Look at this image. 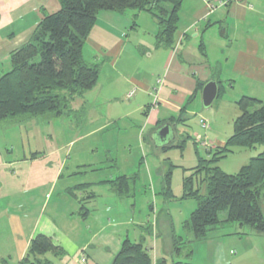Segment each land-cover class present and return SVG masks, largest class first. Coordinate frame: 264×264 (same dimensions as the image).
Wrapping results in <instances>:
<instances>
[{
    "label": "crops",
    "instance_id": "0c3cea01",
    "mask_svg": "<svg viewBox=\"0 0 264 264\" xmlns=\"http://www.w3.org/2000/svg\"><path fill=\"white\" fill-rule=\"evenodd\" d=\"M59 8V0H0V60L24 44L45 15L53 14ZM144 13L133 10L123 13L100 11L82 53L87 62L100 65L95 90L101 87L100 75L108 65L111 72L108 74V87L118 92L114 95L115 100L118 96L122 98L133 95L134 89H128L131 83L141 86L151 95L144 78L127 72L130 51L133 58H136L137 52L143 64L149 68H153L154 63L162 59L158 72L164 74L163 86H160L162 79H157V87H153L156 101L152 105L146 104L143 110L144 123L150 129L167 127L166 137L156 149L166 152L179 145L173 141L174 125L182 119L188 105L201 96L203 85L211 81L209 57L214 47L221 55H225L226 62H230L232 74L255 82V98L264 103V0H182L171 47L156 46L157 30L152 44L138 36L129 37L130 34L136 35V31L145 22ZM151 21L153 32L156 22L153 18ZM200 45L204 47V54L199 49ZM158 80L161 82L158 83ZM214 81L220 88L217 93L219 97L220 80L217 77ZM83 103V99H79L72 109L82 108ZM160 107L164 113H176L177 117L172 114L161 116ZM85 112L95 114L89 107L85 108ZM127 115L125 113L123 118ZM118 121L119 118L97 124L95 132L116 128ZM15 124L19 125L20 138L23 136L21 157L9 155L13 153V148H3L4 143L0 141V264H19L30 240L38 234L51 237L53 244L63 249L62 255L47 253L43 256L54 264H74V259L80 253L87 258L86 264H110L125 237L122 240L118 238L117 243H114V238L110 237L112 234L104 233L101 236L97 222L96 226L86 222L90 215V208L86 205L95 201L97 195L93 190H88L98 183L108 185L107 189L120 197L108 183L120 175H108L109 178L97 181L78 179L70 183L71 177L82 176L79 174L83 173L80 166L86 164L78 165V170L67 174V153L74 142L84 136L79 135L63 143L58 142L57 135L47 133L35 118L9 126ZM46 126L54 129L52 125ZM226 140L216 137L209 144L208 153L223 145ZM263 149L264 146H261L253 151L258 153ZM4 151L8 152V156ZM109 159L116 167V159L111 156ZM89 170L98 169L91 166ZM260 206L264 213V201L260 202ZM104 208L106 212H111L113 205L105 203ZM150 209L154 211V206L151 205ZM220 213L221 223L213 227L205 239L192 244L189 261L193 264H264V231L255 232L225 221L226 212ZM113 219V216L108 218V224H119ZM186 219H181V228ZM138 227L142 229L141 224ZM171 227V224L167 225V231L171 232ZM152 228L151 224L147 229L152 239L150 244L140 242L148 249L154 263L165 258L167 264H170L169 257L162 256V244L159 246L162 242L160 229L154 231ZM184 233L176 235L193 241L191 233ZM171 236L165 240H169L170 257Z\"/></svg>",
    "mask_w": 264,
    "mask_h": 264
},
{
    "label": "trees",
    "instance_id": "16d2710c",
    "mask_svg": "<svg viewBox=\"0 0 264 264\" xmlns=\"http://www.w3.org/2000/svg\"><path fill=\"white\" fill-rule=\"evenodd\" d=\"M59 3V10L45 15L24 44L0 60V123H18L46 114L59 117L77 113L71 107L72 101L92 89L99 76L100 65L87 62L82 49L100 11L148 13L158 28L156 46L171 47L182 0H59ZM199 49L203 52V45ZM235 104L239 114L234 119L232 134L223 145L210 151L207 158L197 156L196 166L184 170L190 173L182 178L181 199L192 198L196 205L182 229L191 233L194 241L205 239L221 223L220 212H226L225 221L255 232L264 231L260 206L264 201V149L235 173H226L217 166L221 158L236 148L264 146V103L243 95ZM176 147L182 149L183 144ZM167 164L161 193L170 198L175 166L169 160ZM135 178V174L120 175L108 183L115 194L132 196ZM191 242L172 233L170 264H193L189 261ZM47 253L62 255L64 251L53 244L51 237L38 234L30 240L19 264H54L43 258ZM110 264H167V260L161 258L154 263L142 242L125 237Z\"/></svg>",
    "mask_w": 264,
    "mask_h": 264
},
{
    "label": "rangeland",
    "instance_id": "374dc122",
    "mask_svg": "<svg viewBox=\"0 0 264 264\" xmlns=\"http://www.w3.org/2000/svg\"><path fill=\"white\" fill-rule=\"evenodd\" d=\"M144 14L146 16L145 22L136 31V35L130 34L129 37L138 36L152 44L157 25L155 23V31L152 32L154 27L151 21L152 17ZM211 34L210 32V36ZM132 51L134 50L132 49ZM132 56L133 53L130 51L127 72L136 77L144 78L146 86L150 88V96L141 86L131 83L128 85V89H134L133 95L122 98L118 96L119 98L115 100L114 95H117L118 92L111 91L108 87V74L110 75L111 72L106 65L107 67L103 69L100 75L101 87L96 90L94 87L86 91L83 96L76 97L72 101L71 107L75 108L76 101L83 99L82 109L76 108L77 113L59 117L46 114L34 118L41 127L46 129L47 133L57 135L58 142L65 143L69 139H76L79 135L84 136L83 139L75 141L67 153L69 155L65 169L67 174L78 170V165L86 164V166H80L83 173L79 174L82 176L71 177L70 183H75L78 179L82 181L102 180L109 178L108 175H136L132 196L117 197L113 195L111 190L107 189L108 185L104 183H98L88 190H93L97 197L95 201L93 200L86 205L90 208V215L86 222L93 226H96L97 222L101 236L104 233L112 234L110 237L114 238V243L115 241L117 243L118 238L122 240L124 237H128L145 244H150L152 240L150 233L147 232L152 224L154 231L160 229L159 235L162 242L159 246L161 244L163 246L162 256L170 258L169 240H165L172 233L178 235L184 233L180 221L186 219L196 205L192 198L181 199L182 178L190 173L184 170L196 166L197 156L208 157L209 144L213 143L216 137L226 139L232 134L234 119L239 114L235 101L243 95L255 97V82L232 74L230 62H226L225 55H221L214 47L210 52L209 66L213 81L217 77L220 80L219 97H216L209 107L202 105L200 95L193 100L188 105L182 119L176 121L173 129L175 135L173 141L179 145L183 144L182 149L173 147L166 152H161L159 148L156 149L157 145L162 144V140L158 136L160 128L150 129L145 125L143 110L146 104L152 105L156 101L153 87H157V79H162L160 86H163L164 74L158 72L159 63H162V59L154 63L153 68H149L143 64V60L140 59L141 57L137 52L136 58ZM84 107H89L95 114H87ZM160 112L161 116L172 114L177 117L176 113L167 111L164 113L162 107H160ZM125 113L128 115L123 118ZM118 118L116 128L110 127L103 132H95V125ZM200 118L205 119L210 127L206 129L201 127ZM92 122L94 123L92 124ZM14 123L8 121L0 123V141L4 143V146L2 144L3 148H13V153H9V155L21 157V139L23 136L20 138L18 134V124L9 126ZM45 125H52L54 129L51 130ZM20 130H22V126H20ZM256 148H261V146ZM4 152L8 156V152ZM254 153L257 152H254L253 149L236 148L234 152L221 158L217 162V166L226 173H235ZM110 156L116 159V167L113 166V161L109 159ZM166 158H169L175 166L172 168L171 174L173 197L170 198L161 193L162 174L168 167ZM91 166L98 170H89ZM105 203L113 205L111 212L105 211ZM151 205L154 206V211L150 209ZM221 214L223 213L221 212ZM111 216L114 218L113 221L116 220L119 224H108V218ZM155 216H157L156 220ZM138 224H141L142 229H139ZM170 224L172 225L171 232L167 231V225ZM126 233L127 236H125ZM194 242L196 241L191 242V246ZM82 256L80 253L74 259V264H80L79 260ZM84 264H86L85 261Z\"/></svg>",
    "mask_w": 264,
    "mask_h": 264
},
{
    "label": "water",
    "instance_id": "95a60500",
    "mask_svg": "<svg viewBox=\"0 0 264 264\" xmlns=\"http://www.w3.org/2000/svg\"><path fill=\"white\" fill-rule=\"evenodd\" d=\"M217 93H218V86L215 81L211 80L205 83L201 90L202 105L204 107H209L212 104L213 100L217 97ZM166 133H167L166 126L159 130L158 136L160 137L161 140L166 137Z\"/></svg>",
    "mask_w": 264,
    "mask_h": 264
},
{
    "label": "built area",
    "instance_id": "2783aa9c",
    "mask_svg": "<svg viewBox=\"0 0 264 264\" xmlns=\"http://www.w3.org/2000/svg\"><path fill=\"white\" fill-rule=\"evenodd\" d=\"M161 81L160 80H158V83H160ZM199 124L201 125V127H203L204 129H206L207 127H208V123L206 122V120L205 119H203V118H200V120H199ZM86 260V258L84 257V256H82L81 258H80V260H79V263L80 264H84V261Z\"/></svg>",
    "mask_w": 264,
    "mask_h": 264
}]
</instances>
